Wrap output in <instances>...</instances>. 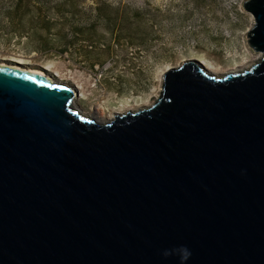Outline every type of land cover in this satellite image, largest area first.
<instances>
[{"label":"water","instance_id":"1","mask_svg":"<svg viewBox=\"0 0 264 264\" xmlns=\"http://www.w3.org/2000/svg\"><path fill=\"white\" fill-rule=\"evenodd\" d=\"M242 6L254 62L182 60L104 122L0 61V264H264V0Z\"/></svg>","mask_w":264,"mask_h":264},{"label":"rangeland","instance_id":"2","mask_svg":"<svg viewBox=\"0 0 264 264\" xmlns=\"http://www.w3.org/2000/svg\"><path fill=\"white\" fill-rule=\"evenodd\" d=\"M15 1L0 0V61L70 84L73 105L101 122L150 104L182 60L223 74L260 55L246 41L243 0Z\"/></svg>","mask_w":264,"mask_h":264},{"label":"trees","instance_id":"3","mask_svg":"<svg viewBox=\"0 0 264 264\" xmlns=\"http://www.w3.org/2000/svg\"><path fill=\"white\" fill-rule=\"evenodd\" d=\"M22 1H23V0H16V1H15V4H14V8H18V7L20 6V3L22 4ZM107 18H109V17H107ZM41 25H43L44 28H47V26H48L47 22L41 23ZM43 35H44V34H39V35H38V38L43 39V43H45L44 41L47 42V38H45ZM47 43H48V42H47ZM47 49H48V48H47Z\"/></svg>","mask_w":264,"mask_h":264},{"label":"bare ground","instance_id":"4","mask_svg":"<svg viewBox=\"0 0 264 264\" xmlns=\"http://www.w3.org/2000/svg\"><path fill=\"white\" fill-rule=\"evenodd\" d=\"M26 69L34 72V73H39V74H43L45 76H47V74L43 73L42 71H40L39 69H34V68H29V67H26ZM234 71H238V70H234ZM48 77V76H47Z\"/></svg>","mask_w":264,"mask_h":264},{"label":"clouds","instance_id":"5","mask_svg":"<svg viewBox=\"0 0 264 264\" xmlns=\"http://www.w3.org/2000/svg\"><path fill=\"white\" fill-rule=\"evenodd\" d=\"M163 254H164L165 257L170 255V253L168 251H165Z\"/></svg>","mask_w":264,"mask_h":264}]
</instances>
